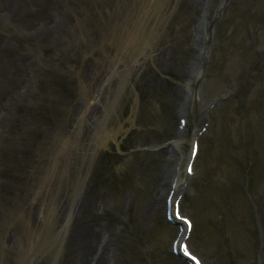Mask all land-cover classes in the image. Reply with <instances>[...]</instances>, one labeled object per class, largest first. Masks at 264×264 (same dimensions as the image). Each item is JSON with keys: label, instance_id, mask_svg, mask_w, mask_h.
Returning <instances> with one entry per match:
<instances>
[{"label": "rangeland", "instance_id": "rangeland-1", "mask_svg": "<svg viewBox=\"0 0 264 264\" xmlns=\"http://www.w3.org/2000/svg\"><path fill=\"white\" fill-rule=\"evenodd\" d=\"M92 1L49 0L48 7H42L48 4V0H0V74H5L0 78V85L8 86L12 78L10 76L13 74L20 76L22 73L27 78V82L22 85L12 84L11 94L7 92L1 95L2 100L11 99L12 104L10 103L7 108L2 106L0 111L4 109L6 114L2 113L4 125L2 124L0 128L4 130L11 125L13 129L12 132H0V172H3L2 169L6 165L5 156L13 149L19 153L20 158L22 156L24 160L21 161L22 164L37 161L43 152V159L46 155L45 163L40 167L42 174L39 185L41 184L42 188L38 190L39 197L36 196L38 187L33 181L29 183L27 190L29 218L32 220L22 221L18 217L17 228L15 225L8 230L3 238V246L9 255L15 256L16 264H20L18 254L23 251L26 244L22 238L24 234L21 228L25 226L28 228L27 233L34 239L29 251L33 252L32 256L37 254L33 260L29 255L30 261L27 264H54V261L55 264H63L64 258L65 264H77L80 254L82 255L84 251V247L80 246L78 241L80 240L78 235L90 232L98 241L103 239L104 244L96 254L94 247L84 252L83 258L86 253H91L90 261L95 257L92 264H151V258L155 259L153 264H156L165 256L172 258V264H185L173 257L170 252V244L178 227L170 226L171 236H167L162 233V223L165 221L163 219L165 192L170 188L174 170L179 169L180 174L185 176L184 169L189 158L192 136H198L204 124H209L207 132L198 136L201 151L195 164L196 176L190 177L182 193L183 210L186 214L197 215L198 232L202 231L204 219L199 214L200 209L197 211L189 205L191 187L206 177L207 181L212 180L218 184L219 194L232 193L235 191L232 186L237 180L242 183L248 179L244 175L246 172L244 166L248 165L247 162L253 160V167L255 163L264 166V123L260 118L252 125L247 123L244 125L232 98L222 102L212 111L208 108L216 98L232 96L234 93L238 98L245 93L248 94L243 102L236 101L237 104L242 102L244 105L252 99L257 100V96L263 93L264 0H206L201 4L197 0H131V6L125 1L119 5H126L124 15L119 20L115 18L100 23L94 19ZM95 1L103 4L104 10L115 9L119 2V0ZM168 1L171 4L177 3L180 7L178 13L170 18L166 16ZM224 4H229V7L223 8ZM145 8L149 9L148 14L144 12ZM220 8L224 11L223 17L218 15ZM84 9L87 12H84ZM35 12H41L42 15ZM90 13L92 15H89ZM38 17H41L39 23L36 21ZM162 18L165 21H162ZM115 20L119 23L114 22ZM211 22V40L207 46H203L201 40L206 32L205 28ZM41 23L44 25L42 30L58 23L61 26L63 24L66 31L69 26V32L64 33L63 39L51 47H49L51 43L45 42L44 35L38 38L40 45H35L34 37L31 35L38 34L35 30ZM137 27L142 30L145 28L146 51L133 50V38L137 37L133 36V33ZM81 28L84 32L79 31ZM83 33L90 47L85 46L84 50L91 53L93 61L84 69V74H81L78 72L79 69L74 71V61L70 56L66 57L65 53L67 45L75 43ZM69 34L74 36V39L68 38ZM106 36H114L118 43L116 47L103 45ZM117 47L125 58L121 59L122 62L128 60L129 65L124 70L121 68L119 75L114 78L112 75L114 63L109 65L105 59L111 54V50L116 52ZM203 50L208 57L207 62L201 58ZM55 63L59 66L54 65ZM200 64L205 66V70H202L205 71V75L200 79L198 87L199 101L187 109L183 105L187 84L195 70L201 71ZM259 71L262 74L256 76L253 86L252 79ZM47 76L48 84L44 82ZM74 77L85 81L87 94L95 95L101 90V95L98 94L89 109L86 123L83 124L82 141L88 143L96 127V121L103 118L102 129L112 134L113 140L105 138L101 140L99 146L103 148L110 146L114 150V147H119L116 143L128 133L130 148V151L122 156V164H116V168H111L114 169L113 172H107L103 164H100L102 160L100 154L95 165L86 174L88 182L79 198H75L73 193L74 182L79 180L76 169L82 161L77 164L74 157L78 152L74 150V137L71 131L73 129L75 132L78 131L77 120L83 100L73 99L72 103L73 100L69 102L67 97L61 96L65 105L69 104L66 110L68 118L72 120V124L68 125L69 132L62 135L72 134L70 146L73 151L68 167L65 165L67 179L64 181L62 177L56 179L53 184L51 183L50 189L43 182L48 167L61 160L59 159L61 145L57 140L60 138L61 141L62 135L40 132L39 139L35 138L32 143L28 137L30 131L27 132L33 126L36 129L38 127H42L40 130L45 129L41 121L34 120L33 109L47 104L46 100L59 95L55 93L50 82L54 84L61 79L72 80ZM70 83L71 87H74L73 80ZM59 98L58 96V99H52L55 111L56 105L60 102ZM262 104L264 106V100ZM183 116L189 119V131L181 136L178 129L179 120ZM255 116L253 114L251 117ZM250 128L253 129L251 133ZM239 132L248 133L239 135ZM174 142H179L178 151L173 147ZM32 148L41 150V154L36 153L38 151H31ZM81 149V157L88 159L84 155L86 153L89 155L90 152L85 150L86 147ZM180 155H183L181 162ZM83 163L86 167L89 166L88 161ZM34 167L30 169L33 176ZM92 181L93 185L98 181H102V184L98 188L93 185L90 187ZM3 182L1 179L0 186ZM119 182L122 185L117 187ZM256 182H259V193L264 202V173L257 176ZM208 190V186L206 189L200 187L201 192L207 193ZM17 194L18 191H15V198ZM33 197H36L35 201ZM45 198L51 207L55 206L54 202L57 200V222H53L51 226L37 223ZM260 205H253L255 212L259 211ZM71 206L75 215L68 226L69 232L63 235L62 251L56 254L55 244L51 247V242L58 236ZM247 206L248 203L236 195V200L233 199L227 212L232 216L246 218ZM229 213H226L227 227L234 222L230 215L228 216ZM205 221L207 223L203 239L208 240L213 226ZM212 221H215V216L212 217ZM231 228L233 248L228 253L223 251V255L228 258L230 256L232 264H264V251L263 254L260 253L262 247L264 248L261 228L257 232L256 241H253L251 235L246 234L244 229L238 227L236 221L231 224ZM224 232L229 235L227 229ZM196 236L195 233L192 242L204 255L207 264H225L224 256L219 257V253L216 252L219 251L216 244L214 247L202 246L201 242L196 240ZM198 237L201 239V236ZM259 242L260 249L257 248ZM137 245L140 252L133 249ZM142 251L145 252V259H141L140 262L139 253ZM6 256L9 259L8 254ZM163 261L171 263L169 260ZM5 264H11V261Z\"/></svg>", "mask_w": 264, "mask_h": 264}, {"label": "bare ground", "instance_id": "bare-ground-1", "mask_svg": "<svg viewBox=\"0 0 264 264\" xmlns=\"http://www.w3.org/2000/svg\"><path fill=\"white\" fill-rule=\"evenodd\" d=\"M149 12V11H148ZM162 21L164 20V18L161 19ZM144 34H145V28H140V27H137L135 32L133 33V36L136 35L137 37L133 38V46L137 49H139L144 43H145V37H144ZM199 80V76L196 75L195 78H194V83ZM102 125V122L99 123L98 127ZM186 129V128H185ZM184 129V130H185ZM106 133H108L106 130L102 129V132H93V136L96 137V141L100 142V140L106 136ZM81 132H79L78 136H80ZM107 138V137H106ZM93 144L97 145L96 142L93 140ZM193 142V141H192ZM175 145H176V142H175ZM95 151V150H94ZM62 152H63V157H65V160H68V157L70 156V149H69V145L67 143H64V146L62 148ZM94 154L95 152L92 151L91 155L92 157H94ZM189 157H190V154H189ZM173 183L175 185L174 189H175V192H178V193H181V191L184 189V185H185V181L184 179L181 177L180 173L179 172H175L174 174V180H173ZM170 193V190L167 191V194H166V197H168ZM44 218L46 221H44L45 223H52V221L54 220L55 218V213L54 211L51 209L49 210L45 215H44ZM71 218H72V215L71 213H69L67 215V222L65 224V226L62 227L61 229V233L64 232V230L66 231L67 230V227H68V224L69 222L71 221ZM91 234H88L86 236V234H83L80 236V240L78 239L79 243H80V246L84 247V252H88V249L90 248L91 246ZM31 243H34V240H31Z\"/></svg>", "mask_w": 264, "mask_h": 264}, {"label": "snow or ice", "instance_id": "snow-or-ice-1", "mask_svg": "<svg viewBox=\"0 0 264 264\" xmlns=\"http://www.w3.org/2000/svg\"><path fill=\"white\" fill-rule=\"evenodd\" d=\"M189 223H190V221H189ZM185 251H187V247L185 246ZM189 255H191V253H189ZM193 259H195V257H193Z\"/></svg>", "mask_w": 264, "mask_h": 264}]
</instances>
